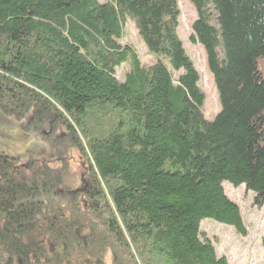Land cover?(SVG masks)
I'll return each mask as SVG.
<instances>
[{
    "label": "trees",
    "instance_id": "trees-1",
    "mask_svg": "<svg viewBox=\"0 0 264 264\" xmlns=\"http://www.w3.org/2000/svg\"><path fill=\"white\" fill-rule=\"evenodd\" d=\"M191 2L213 120L178 0H0L1 129L25 146L0 137V264H230L201 222L247 233L227 181L264 207V0ZM71 149L82 190L58 171Z\"/></svg>",
    "mask_w": 264,
    "mask_h": 264
},
{
    "label": "rangeland",
    "instance_id": "rangeland-1",
    "mask_svg": "<svg viewBox=\"0 0 264 264\" xmlns=\"http://www.w3.org/2000/svg\"><path fill=\"white\" fill-rule=\"evenodd\" d=\"M99 1L105 2L107 0ZM178 5L180 16L177 32L187 54L199 72V86L205 95L203 106L205 115L209 120H213L221 109L217 87L213 74L208 67L207 56L203 47L200 43L191 41L190 38L192 35V24L197 14L191 0H178ZM123 34L122 42L131 44L143 63L152 64L156 61L155 55L148 51L140 38L133 21L126 20L123 26ZM127 69V63L117 67L116 77L122 79ZM0 124L2 125L0 126V137L3 141H8L11 136L3 134V129L1 128H5L3 127L4 124L9 125L10 123L1 119ZM16 141V139L8 141L7 146L14 149V151L15 147L21 148V150L25 148L22 144H18L22 143V141L17 142V144ZM67 154L65 156L66 159L63 161L64 163L59 166L58 171L68 174L70 186H73L74 189L82 190L86 187L88 180L85 169L87 166L83 162L81 155L76 151L71 149ZM224 187L227 195L239 205L247 233L241 235L237 233L234 227L211 218H206L201 222V230L213 241L217 254L226 256L230 264H264V207L257 208L253 205L254 193L248 191L245 185L234 186L227 181L224 182ZM110 262V257H107L105 264H110ZM65 264L69 263L66 262Z\"/></svg>",
    "mask_w": 264,
    "mask_h": 264
}]
</instances>
